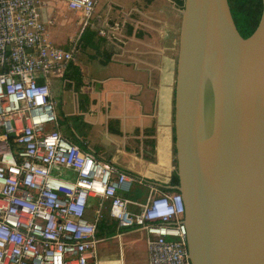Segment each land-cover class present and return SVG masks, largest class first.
<instances>
[{"label":"built area","instance_id":"built-area-1","mask_svg":"<svg viewBox=\"0 0 264 264\" xmlns=\"http://www.w3.org/2000/svg\"><path fill=\"white\" fill-rule=\"evenodd\" d=\"M60 1L86 27L100 0ZM42 2L0 0V264L97 263L106 212L119 237L146 232L148 264H192L183 194L150 184L146 201L127 198L137 178L62 133L51 79L64 78L78 43L49 39Z\"/></svg>","mask_w":264,"mask_h":264},{"label":"water","instance_id":"water-1","mask_svg":"<svg viewBox=\"0 0 264 264\" xmlns=\"http://www.w3.org/2000/svg\"><path fill=\"white\" fill-rule=\"evenodd\" d=\"M262 3L247 37L229 0H185L182 9L175 188L185 200L192 264H264Z\"/></svg>","mask_w":264,"mask_h":264},{"label":"crops","instance_id":"crops-1","mask_svg":"<svg viewBox=\"0 0 264 264\" xmlns=\"http://www.w3.org/2000/svg\"><path fill=\"white\" fill-rule=\"evenodd\" d=\"M182 9L178 0H100L83 27L79 14L60 0H43L41 6L50 40L66 49L73 40L78 43L70 64L80 76L71 70L69 78L51 79L62 133L139 182L162 189L170 187L176 171L174 99ZM89 30L97 34L94 40L85 38ZM131 191L123 195L144 202ZM96 206L92 198L91 220ZM97 226V263L89 264H148L145 231H124L119 237L121 229L106 213Z\"/></svg>","mask_w":264,"mask_h":264},{"label":"trees","instance_id":"trees-1","mask_svg":"<svg viewBox=\"0 0 264 264\" xmlns=\"http://www.w3.org/2000/svg\"><path fill=\"white\" fill-rule=\"evenodd\" d=\"M180 6L183 8L185 0H178ZM229 4L231 7V11L236 22V25L240 31V33L247 37L252 34L257 28L263 11V3L262 0H229ZM97 37V34L94 33L93 30H89L85 38L89 40H94ZM113 52H109L108 58L112 55ZM74 70L75 77H79V71L76 67H72V64H69L67 71L65 73V78L71 77L70 71ZM174 119H175V99H174ZM174 153L176 155V145H175V127H174ZM176 162V158H175ZM179 184V176L177 171H175L172 175L170 181V187L166 188V190H176L175 186ZM112 227H115L113 224Z\"/></svg>","mask_w":264,"mask_h":264},{"label":"rangeland","instance_id":"rangeland-1","mask_svg":"<svg viewBox=\"0 0 264 264\" xmlns=\"http://www.w3.org/2000/svg\"><path fill=\"white\" fill-rule=\"evenodd\" d=\"M175 167L177 168L176 162H175ZM131 192H132L131 193L132 196L140 197L142 200L146 201L148 196H149L150 187H149L148 183L139 182L137 179L134 181V183L132 185V191ZM106 214H108V212H106Z\"/></svg>","mask_w":264,"mask_h":264},{"label":"bare ground","instance_id":"bare-ground-1","mask_svg":"<svg viewBox=\"0 0 264 264\" xmlns=\"http://www.w3.org/2000/svg\"><path fill=\"white\" fill-rule=\"evenodd\" d=\"M169 140V139H168ZM166 158V157H165ZM162 162V161H161Z\"/></svg>","mask_w":264,"mask_h":264}]
</instances>
